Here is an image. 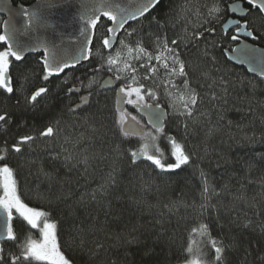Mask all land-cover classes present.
I'll use <instances>...</instances> for the list:
<instances>
[{
    "label": "trees",
    "instance_id": "16d2710c",
    "mask_svg": "<svg viewBox=\"0 0 264 264\" xmlns=\"http://www.w3.org/2000/svg\"><path fill=\"white\" fill-rule=\"evenodd\" d=\"M11 1L14 4L28 5L35 0ZM231 1L233 0H191V10L181 17V6L186 0H163L162 5L151 10L145 17L128 24L119 36V40H126L132 46L134 40L143 38L144 47L155 55L157 36L167 38L171 46L172 39L183 38L185 28L191 32L200 19H207V9L219 4L222 11L205 27L216 29L213 39L220 46L212 54L217 57L218 66L226 72V79L235 82V90L230 88L227 103L218 105L215 109L205 99L199 105V111H207L208 115L199 117L197 123L188 121L187 131L183 126L185 118L176 110L180 105L178 97L183 92V78L175 77L176 88H170V91L177 97L176 107L172 106L162 89H157L155 99L145 97L147 104L159 103L168 113L162 133L148 127L145 130V133L158 136V139L150 141V137L132 138L120 134L115 123L119 117L114 111L115 91H95L98 82L107 75L106 69L93 72L101 62V57L109 54L101 44V38L109 27V20L105 19H101L95 28L88 61L62 72L60 76H52L45 81L43 56L34 54L25 57L24 64L32 70L25 84L26 95L30 96L41 87L49 90L37 98L34 107L25 106L23 101L16 107L17 96L13 95L9 100L7 94L0 90V114L8 112L11 116L10 123L0 127V149L6 150L0 152V155H4L5 162L19 173L16 178L21 199L31 207L49 212L50 219L57 223L58 244L73 264L96 262L90 261L80 251L79 239L73 242L69 231L73 217L70 216L68 205H71V212L77 222L84 220L90 223L91 217L98 215L99 223L103 224L106 219L104 213L109 211V202L111 215L107 217L108 231L128 235L129 239L138 237V241L118 243L114 236L108 238L104 233L89 235L87 239L98 240L106 247L114 246L109 248V257H124L127 254V258L120 259L118 264H185L192 256H199L204 264H216L215 252L210 242L222 240L225 245H229L234 236L239 237L248 247L247 259L244 260L242 248L230 249L225 254V264H241L242 261L244 264H264V260L260 259L264 257V161L260 159L264 154V80L231 64L223 53L226 48L231 49L237 43L230 40L235 30H230L228 36H224L221 29L222 23L230 16L228 5ZM197 8L202 14L200 18L194 14ZM251 12L252 15H247L244 20L260 19L256 16L255 9H251ZM153 17L160 22L159 25L149 24ZM1 23L0 16V34ZM132 29L138 30V36L129 38L126 31ZM254 34L257 38L252 39V42L264 47V30L255 31ZM185 44L177 49L182 53V58L196 59L199 62V58L194 56L195 48L190 42ZM13 73L15 75V68ZM146 74L144 69L139 82L151 87L172 79L163 69L155 74V81H144ZM91 77L93 80L89 82ZM190 78L192 87L197 88V91H207L206 82L199 78V73H190ZM90 83L91 88L88 87ZM252 86H255L254 90ZM72 87L85 93L95 91L89 97L91 107L84 106L75 114L68 113V107L79 103L77 98L80 93L68 92ZM249 107L254 111L249 112ZM92 113L96 114L97 119L85 121L84 118ZM54 117H62L63 131L57 139L40 138L30 146L23 145L20 153L12 151V145L20 136L37 135ZM168 136L174 137L186 152L193 154L191 162L173 175H159V169L150 166L151 162L148 161H138L133 166L127 155L123 159L117 157L115 149L118 145L121 150H137L147 143L150 154L157 155L152 148L155 144L163 152L162 161L173 163L170 145L166 142ZM64 137H68L70 142L65 143ZM62 145L74 154V159L65 162L66 153L62 151ZM57 154L59 159H53ZM83 155H94L95 158H90L85 166L78 163ZM113 166L119 170V174L117 184L109 191L107 198L98 205L86 195L87 203L77 205L75 201L81 195L90 194L96 189ZM41 168L52 173L53 179L49 180L42 175ZM201 171L206 174L209 184L217 193L213 195L210 191V198L207 200L201 196ZM140 176H143L150 188L140 182ZM49 190L52 195H49ZM61 192L65 195L70 192L71 197L50 204L49 200L54 201V196ZM164 204H169L172 211L163 209ZM202 204L205 205L203 209L200 207ZM148 205L156 207L149 208ZM161 210L164 211L163 216L160 215ZM12 223L18 240L15 243L7 242L6 252H18L16 245L28 237L38 238V231L26 226V222H22L16 215ZM201 225L208 226L207 234L201 235ZM193 229L197 231L193 233ZM189 246L192 248L191 256L186 251Z\"/></svg>",
    "mask_w": 264,
    "mask_h": 264
},
{
    "label": "snow or ice",
    "instance_id": "6c2138e0",
    "mask_svg": "<svg viewBox=\"0 0 264 264\" xmlns=\"http://www.w3.org/2000/svg\"><path fill=\"white\" fill-rule=\"evenodd\" d=\"M244 3L250 5V9L243 7ZM163 4V0H128V3L121 5L120 3H114L113 0H100L97 3L83 4V12L80 16L82 21H85L87 27H81L80 35L84 37V42L81 45V54L84 55V59H89L91 55V49L88 48V44L91 43V36L88 34L90 29H95L101 16L106 17L112 22V26L107 28V33L101 38L102 47L109 50L107 56L101 57V62L93 70V72H99L107 70L110 73H115L114 79L117 81H123L119 87L116 88V111L120 113L115 123L122 136H140L141 138L150 137L151 140L155 141L158 136H153L151 133H145L141 127H139V121L136 117L129 116V114L123 109V104L132 105L133 107L147 112L149 115V124L153 126V129L157 133L163 132V116L164 111L159 103L149 105L145 102V97L156 98L157 89H162L163 94L168 96L170 103L173 107H176L177 97L170 91V88H176L174 83L175 77L183 78V92L180 93L178 99L180 105L176 108L178 114L185 118L184 128L188 129V121L197 123L199 117L207 116L208 112H200L199 105L205 101L211 105L213 109L217 108L218 105L226 104L230 95L229 89L235 90V82L226 79V72L218 66L219 62L217 57L212 52L220 46V43L213 39L216 33L214 27H205V25L211 22V19L218 15L222 9L219 4H214L207 9V19H200L199 23L193 28L191 32H188L185 28V35L181 39H172L171 46L167 38L161 39L159 36L156 37L155 47L157 49L156 54L153 55L144 47L143 38H138L133 41L132 44H128L125 40L120 39L119 44L122 48L127 49L129 58L133 53H136L135 59L139 61L141 57L146 58L147 63H141L140 68L146 70V75L143 77L144 81H155V74L162 68L165 74L172 78L161 81L155 84V87L147 86L145 83H140V78L137 76V68L133 67L129 63L128 59L121 60V52L117 50L115 54H111L116 40L118 39V30L125 29V25L129 21H138L145 17L146 14L150 13L151 10L159 7ZM191 0H186V3L181 6L180 15L185 16L188 11L191 10ZM251 9L256 10V16L259 20H239L232 21L231 24L235 26L234 33L230 36L231 41L240 40L241 35L246 38L256 39L255 31L264 30V0H238L236 3L228 5V11L232 13H241L244 15H252ZM198 18L202 16L199 8L194 13ZM24 16H29V13L23 11ZM33 17L36 13L31 14ZM155 23L159 25V21L153 17L149 20V24ZM228 25L224 26V36H228ZM16 29L13 27L7 34H0V90L3 94H7V98L11 100L13 95L17 96L16 107H19L21 101L25 106H35L37 98L42 94L47 93L49 90L45 87L38 88L30 96L26 95L25 84L31 74V69L24 64V53L27 51H35V48H29L15 38ZM127 37L131 38L138 36V30L132 29L126 31ZM190 42L192 47L195 48L194 56L199 58V62L196 59L182 58V53L178 51L181 44ZM203 45V47H201ZM43 46V45H41ZM186 46V44H185ZM232 58L240 60L242 63H248L251 65L250 70L256 71L259 67L261 75H264V51L258 50L254 47H249L247 44L231 48ZM155 61V64L152 62ZM79 63V58L74 57L72 65ZM122 64V66H121ZM20 65V66H16ZM70 64L62 57L58 56L57 53L47 47H45V54L43 57V79L47 81L52 76H58L64 72L65 69L69 68ZM15 68V75L13 73ZM190 73H199V78L206 82V92H199L197 88L192 87V80ZM113 77L110 76L105 81V86L111 85ZM94 82V81H93ZM241 86L242 85V82ZM14 85H16L14 87ZM91 88V83L88 85ZM253 90L255 86H252ZM78 91L75 87L69 88L68 92L72 93ZM93 95L89 91L87 96H82L79 104L68 107L67 111L70 114H75L77 110H82L84 106L91 107L89 97ZM249 112H253L254 109L249 107ZM85 121L88 119H97L96 114L92 113L86 116ZM10 113L4 112L0 114V127H3L10 123ZM129 121L135 122L136 127L130 128ZM62 117H54L48 121L42 131H39L37 135H23L12 145V151L20 153L23 145H29L35 143L37 139L44 138L45 140H55L62 133L61 127ZM167 141L170 145V154L174 159L173 163H164L162 161L163 152L155 144L152 148L157 155L150 154L149 145L147 143L141 145L137 150H121L119 145L115 149L117 157L123 159L127 155L130 164L133 166L137 165L138 161L151 162L150 166H154L155 169H159V175H173L177 170H183V166L188 165L191 162L192 155L186 152L184 146L176 142L175 138L168 136ZM64 142L69 143V138L64 137ZM62 151L66 153L64 155L65 162L74 159V154L69 149L61 146ZM6 151L0 149V152ZM90 158L89 155H83L82 159L78 163L88 165ZM53 159H59V154L53 157ZM100 159H104L100 157ZM261 161H264V154L260 157ZM31 163V161L29 162ZM87 171V167L85 168ZM42 175L49 180L53 179V174L50 172L40 169ZM18 172L5 162V156L0 155V215L4 218L3 229L0 230V264H37V262H46V264H73L72 260L66 257L65 253L61 251L60 245L57 241V223L50 219V214L47 211L29 206L25 203L18 191ZM119 170L113 166L112 170L106 174L103 178V182L100 183L96 189H93L90 194H83L76 200L77 205H84L85 196H90V201L101 203L103 199L107 198L109 191L117 184V175ZM201 196L207 200L210 197L208 193L211 191L213 195H216L215 189L209 184L206 174L201 171ZM140 182L147 188L151 186L148 182L143 180V176L139 177ZM49 195H52L49 190ZM43 196V194H41ZM71 197L69 192L65 195L61 192L54 196V201L49 200V203L61 202ZM242 198V197H241ZM119 199V197H117ZM174 204L175 202H171ZM70 209V216H72L70 224V233L73 238L79 239L78 247L81 252L85 253L90 261H95L96 264H118L120 259H126L127 254L124 257H109L107 255L109 248L114 246L106 247L104 243L98 240L89 241L87 237L89 235H95L96 233H104L108 238L113 236L117 242L123 241L124 244L137 242L138 237H131L122 233L113 234L108 231L107 217L111 215V204L107 205L109 211L104 213L106 219L103 224L99 223L98 215L91 217L90 223L84 220L77 222V218L74 217V213L71 212V205H68ZM149 208L156 207V205H148ZM200 207L203 209L205 205L202 204ZM163 209L168 212L172 211V207L169 204H164ZM14 213L22 222H26V226H30L31 229L37 230L40 235V239H32L30 237L17 244L18 252L5 251V244L7 242L15 243L18 240L17 232L13 227ZM91 216V214H89ZM160 215H164V211L161 210ZM134 231V230H133ZM193 233L197 229L192 230ZM208 226L201 225V235L207 234ZM130 235V234H129ZM211 247L215 252L216 264H225V254L230 249H243L245 253L244 260L246 261L248 255V247L244 244L239 237H232V242L229 245H225L224 242L212 240ZM186 251L191 256L192 248L189 246ZM104 253V256H101ZM264 260V257L260 258ZM185 264H204V261L199 256H192V258L185 261ZM241 264H244L242 261Z\"/></svg>",
    "mask_w": 264,
    "mask_h": 264
},
{
    "label": "water",
    "instance_id": "95a60500",
    "mask_svg": "<svg viewBox=\"0 0 264 264\" xmlns=\"http://www.w3.org/2000/svg\"><path fill=\"white\" fill-rule=\"evenodd\" d=\"M99 2L100 0H35L28 5H24L21 3L14 4L11 0H0V16L2 17L1 34H7L10 29L14 27L16 29V40L29 48H35V51L25 52L24 57L34 54H41L44 57L45 47H47L55 51L58 56L62 57L70 64V67L65 69L64 71L74 69L78 66L85 64L88 61V59H84V55H87V53H84L83 55L81 54V45L82 42H84V37L80 35V29L81 27H87L86 22L80 19V16L83 12L82 5L91 3L98 4ZM113 2L120 3L123 6L128 3V0H113ZM236 2H238V0L232 1L230 4ZM246 5L250 7V5H248L247 3ZM243 7L247 9L246 6L243 5ZM25 10L29 13V16L23 15V11ZM32 13H36V16L33 17L31 15ZM229 13L230 17H228L221 25L223 31L224 26L228 25V32L230 30H235V26L231 24L232 21H241L247 16L241 13ZM101 19L108 20L106 17L103 16H101ZM132 22L134 21H129L128 24ZM128 24H126L125 27ZM111 26L112 22L109 21V27ZM123 30L124 29L118 30V39L116 40L113 48L117 45L119 36L123 32ZM88 34L91 36V43L88 44V48L91 49L95 35V29H90ZM244 44H247L249 47H254L258 50L264 51V47L256 45L252 42L251 38H246L243 35H241L240 40L232 48L243 46ZM224 54L226 59L231 64L238 67H242L249 75L264 80V75H261L259 67H257L256 71H251V65H249L248 63H242L240 60L233 59L230 50H225ZM74 57L79 58V63H76L74 66H71ZM60 75L61 73L58 76ZM110 76L111 75H106L105 77H103L95 91L111 90L115 88L114 111L116 114L120 115V113L116 111V88L119 86H117V83L114 78L111 85L105 86V81L108 80ZM76 89H78V91L72 93H81V90L79 88ZM95 91H92V93H94ZM87 95L88 93H85L83 96ZM122 107L126 111V104H123ZM161 107L164 111L162 121L164 128L165 122L168 119V113L163 106ZM133 109L136 111V114L142 119V121L146 125L144 126L139 122V127H141L144 132L146 130V127L155 131L153 129V126L149 124L148 112H151L152 110L149 109L147 112H145L135 107H133ZM129 127H136L135 122L129 121ZM128 137L141 138L140 136ZM166 142H168L167 139ZM3 226L4 218L2 215H0V230L3 229Z\"/></svg>",
    "mask_w": 264,
    "mask_h": 264
},
{
    "label": "rangeland",
    "instance_id": "374dc122",
    "mask_svg": "<svg viewBox=\"0 0 264 264\" xmlns=\"http://www.w3.org/2000/svg\"><path fill=\"white\" fill-rule=\"evenodd\" d=\"M243 20H244V19H243ZM125 42L128 43L126 40H125ZM128 44H129V43H128ZM133 47H134V46H133ZM117 50H120V52H121V60L128 59V60H129V63H131V65H132L133 67L137 68V76L140 78L141 74L144 73V69H143V68H140L139 65H140L141 63H143V62L146 64V63H147L146 58L141 57V59H140L139 61H137V60L135 59L136 53H133L132 56H131V58H129L128 53H127V49L122 48L121 45H120L119 43H118V45H116V48L111 52V54L114 55L115 52H116ZM152 63L155 64V61H153ZM121 66H122V64H121ZM160 69H162V68H160ZM106 73H107V75H111V76L114 78L115 73H110V72H108L107 70H106ZM92 80H93V78L91 77L88 81L91 82ZM115 81H117V80H115ZM117 82H118L119 85H120L123 81H117ZM92 84H93V83H92ZM126 112H127L129 115H132V116L136 117V119L139 120V122H140L142 125L146 126V125L144 124V122L141 120V118H140L135 112H133L131 109H127ZM146 128H147V127H146ZM150 141H152V140H150ZM14 215H16V214L14 213ZM38 233H39V232H38ZM39 239H40V235L38 236V238H36V240H39Z\"/></svg>",
    "mask_w": 264,
    "mask_h": 264
},
{
    "label": "flooded vegetation",
    "instance_id": "af4514ba",
    "mask_svg": "<svg viewBox=\"0 0 264 264\" xmlns=\"http://www.w3.org/2000/svg\"><path fill=\"white\" fill-rule=\"evenodd\" d=\"M233 1H235V0H233ZM231 2H232V1H231ZM231 2H230V3H231ZM230 3H229V4H230ZM244 6H246L247 9H248V7H249V6L246 5V3H244ZM241 22H242V20H241ZM114 48H115V47H114ZM114 48H113V49H114ZM112 90L115 91V89H112ZM84 94H85V92H81V93L79 94V96H78V98H77V102L81 101V97H82ZM127 109H132V110H134L133 107H132V105H128V104H126V110H127ZM134 111H135V110H134ZM135 112H136V111H135Z\"/></svg>",
    "mask_w": 264,
    "mask_h": 264
},
{
    "label": "bare ground",
    "instance_id": "6f19581e",
    "mask_svg": "<svg viewBox=\"0 0 264 264\" xmlns=\"http://www.w3.org/2000/svg\"><path fill=\"white\" fill-rule=\"evenodd\" d=\"M229 17H230V16H229ZM221 29H222V28H221ZM222 31H223V30H222ZM223 32H224V31H223ZM251 40H252V38H251ZM238 41H239V40H238ZM238 41H237V42H238ZM225 50H230V48H226ZM225 50H224V51H225ZM223 53H224V52H223ZM224 55H225V54H224ZM101 80H102V79H101ZM101 80H100V81H101ZM100 81H99V82H100ZM99 82H98V85H99ZM116 83H117V86H119V84H118L117 81H116ZM98 85H97V86H98ZM114 89H115V88H114ZM111 90H112V89H111ZM114 98H115V95H114Z\"/></svg>",
    "mask_w": 264,
    "mask_h": 264
}]
</instances>
